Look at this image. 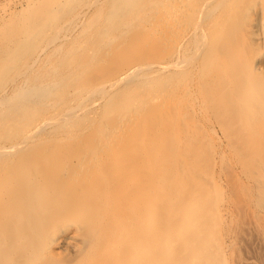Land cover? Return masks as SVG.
Instances as JSON below:
<instances>
[{
	"label": "bare ground",
	"instance_id": "obj_1",
	"mask_svg": "<svg viewBox=\"0 0 264 264\" xmlns=\"http://www.w3.org/2000/svg\"><path fill=\"white\" fill-rule=\"evenodd\" d=\"M7 11L0 264H226L230 211L198 117L238 162L258 218L264 0H25ZM145 47L141 58L160 53L140 59ZM93 67L105 73L85 80ZM261 222L263 257L241 264H264Z\"/></svg>",
	"mask_w": 264,
	"mask_h": 264
},
{
	"label": "rangeland",
	"instance_id": "obj_2",
	"mask_svg": "<svg viewBox=\"0 0 264 264\" xmlns=\"http://www.w3.org/2000/svg\"><path fill=\"white\" fill-rule=\"evenodd\" d=\"M22 2L24 3L25 0H0V25H8L10 23L9 20H8V18H7L8 17L7 15L9 13L6 14V15H4L3 11H7L8 10L7 12L18 13V12L21 11V8H22V5H23ZM135 31H136V29L135 30L134 29L131 30V32H135ZM59 34H57L56 38L53 40V43H59L60 42V40H59V37H60ZM63 46H65V45H63ZM154 46H158V45H153V47ZM164 46L162 45V46H160L161 48L158 47V49L160 48L159 50H161L162 47L164 48ZM146 47L149 48L151 46L150 45H146ZM146 47L143 48V49H141L140 51H138L137 54L140 55L141 53H144L147 50ZM172 47H173V45H172ZM172 47H170V48L173 51V49H175V48L173 47V49H172ZM63 48L66 49L65 47H63ZM126 48L127 47H125V49H123V51H126L127 52V49ZM168 48L169 47H166L167 53L171 51V50L169 51ZM119 50L122 51V48H119ZM157 50L154 49V52L157 51ZM159 50L157 51L158 54L160 53ZM123 51H122V53H123ZM163 51L165 52V48H164ZM157 52H156V54H157ZM164 52H162V53L164 54ZM85 53H86V50L77 49V50L74 51L73 55H76L77 57L81 58V57H83L85 55ZM146 53H148L149 56L151 55L150 57H152V54H153L152 52H149V50H148V52H146ZM146 53L144 54V56L146 55ZM162 53H161V55H163ZM139 55H138V57L140 59L144 58L143 54H142V58H141V55L140 56ZM125 56H126V54H125ZM125 56L122 58V60L123 59H126ZM135 56L136 55L134 54V59H135L134 61H136V60L138 61L139 59H136L137 56L136 57ZM157 56H159V55H157ZM150 57H148V58L151 59ZM117 58H120V56L117 57ZM145 59H146V57H145ZM117 60H119V59H116V61ZM122 60L120 59V61H117L116 64H115V65H118L117 68L119 70L120 69H123L124 70V68L127 67V65L125 64L126 61L127 62L130 61L128 59L124 60L125 66L123 67V61ZM131 61H132V59H131ZM132 63H133V61H132ZM119 65H121L120 67H123V68H119ZM37 68L38 67H35V68L31 69V71L29 72V76L33 75L32 73ZM39 70L42 71L43 68H40ZM41 71H40V73H41ZM43 71H45V70H43ZM103 73H105L103 70L99 69L98 67L97 68L96 67H93V68H91L87 72V74H85L86 77L84 79L85 80H90V79H93V78H95V77H97L99 75L103 76L102 75ZM205 92H207V91H205ZM153 109H155V108H153ZM153 109H152V111H154V113H155V110L156 109L155 110H153ZM152 111H151V113L153 114V116H155L156 113H157V111H160V110L158 108L156 110L155 115H154V113ZM152 114H147V116L148 115H152ZM165 114H167V113L165 112ZM163 115H164V113L162 114V116ZM153 116H151V117H153ZM196 116L198 117L199 114H197ZM154 118H156V117H154ZM198 118L201 121V124L203 123V126L202 127L205 126L210 131H211L212 128H214L215 131H214V129H213V131L216 132V133H214L212 131L213 133H211L207 128L204 127L205 130H206V132H207V134H203V133H205V130L202 127H197L198 129L201 128L199 130L200 132H202L201 131L202 129L204 131L203 133H200V134H202L201 136H203V135L206 136L207 135L206 136L207 138L210 136L209 138L211 140L210 139H207V140H210L209 141L211 143L210 145H211V147H213L212 150H209V151H212L211 153L214 155L213 156L214 161H215L214 162L215 164L213 163L214 164L213 171H214V175H215L214 178L216 179V177H219V178L216 179V182L218 184V181H220L219 182V186L220 185L222 186V190H223L222 191L223 192L222 195L224 194L223 195L224 196V199L223 200H224V202H227L228 203L227 205H228V209L230 211V214L227 215V216L226 215H223L224 216V219H222V221H223V223H222V225H223L222 235L225 236L224 239L226 238L225 240H226V243L228 244V245L226 244L227 245V250L225 252V255H226L225 256L226 264H239V263L241 264V261H243V259L246 256H249V255H254L256 257V259L260 262L261 259H262V257H263V255L261 253L262 252L261 251L262 248H259L261 245H259L260 243H258L260 241V239H259V237L257 235L256 228H257V223H259V222L262 223L261 221L264 220V213H261L258 218L255 215L252 214V210H251L252 207H250V205L248 203V198L245 196L246 193H243L244 191H242L243 190L242 187H243L244 184H242L243 181H242V179L240 177V171L241 170H240V166H239L238 162L236 160H234V159L233 160L235 162L232 160L231 154H230L229 150H227L228 148H226L225 145L222 142L220 143V141H219L220 140L219 134L217 132V129H216L215 125L214 124L213 125L210 124V122L205 123L204 121H202V119H201L200 116ZM90 119L91 118L89 117V121H90ZM87 121H88V117H87L86 120L83 121V124L84 125H86L85 123L89 124L88 123L89 121L88 122ZM147 122H148V120H147ZM212 123H214V122H212ZM80 126H83V125H81V123H80ZM147 126H148V123H147ZM208 131H209V133H208ZM197 133H199V132H197ZM41 136H42V134H41ZM206 137H205V139H206ZM216 137L219 138V139L217 140ZM42 143H43L42 144V147H43V145L45 147H48L49 146V145L47 146L45 144L47 142H42ZM211 147L209 149H211ZM48 148H50V147H48ZM225 149L227 151H225ZM48 150H52V148H50ZM213 151H214L215 154L213 153ZM54 156L55 155H52V157H54ZM210 156H212V155H210ZM215 158H216V160H215ZM218 158H220L221 160L218 159ZM217 167H219L220 170ZM237 175H238V177L240 179L239 182H237V180H236L237 179V177H236ZM240 182H242V183H240ZM220 190H221V188H220ZM254 216H255V218H254ZM229 217L232 220H230ZM257 219L259 221H257ZM232 239H233V242L231 243ZM257 239H259V240L256 241ZM59 250L60 251L57 250L58 253L57 252L54 253V256H56V258H61V256L63 257V255H65V254L67 255L66 249L62 248V249H59ZM55 254H57V255H55Z\"/></svg>",
	"mask_w": 264,
	"mask_h": 264
}]
</instances>
